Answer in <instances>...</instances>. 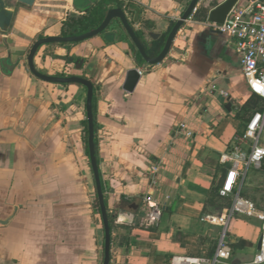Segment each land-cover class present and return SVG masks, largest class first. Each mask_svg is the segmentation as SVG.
Here are the masks:
<instances>
[{"label":"crops","instance_id":"obj_1","mask_svg":"<svg viewBox=\"0 0 264 264\" xmlns=\"http://www.w3.org/2000/svg\"><path fill=\"white\" fill-rule=\"evenodd\" d=\"M94 1L35 0L31 7L7 1L14 17L7 32L0 31V264H102L104 232L82 138L86 89L43 82L26 63L38 39L61 37L65 20ZM128 1L140 13L129 14L134 29L151 48L191 0ZM223 1L199 0L155 66L138 63L128 43L108 36L36 52L38 72L77 76L65 58H78L98 85L96 159L107 213L117 227L110 264H174L214 254L221 229L202 218L224 215L231 204L232 197L218 195L231 166L221 156L253 115L242 110L251 95L233 39L207 26L208 13ZM132 70L139 79L126 92ZM181 123L185 129L178 132ZM152 166H158L155 175ZM236 189L263 209L264 167L250 169ZM144 196L161 207L157 225L145 222ZM254 222L241 216L230 222L231 264H252L255 255L245 262L243 253L257 250ZM240 242L244 246L234 248Z\"/></svg>","mask_w":264,"mask_h":264},{"label":"built area","instance_id":"obj_2","mask_svg":"<svg viewBox=\"0 0 264 264\" xmlns=\"http://www.w3.org/2000/svg\"><path fill=\"white\" fill-rule=\"evenodd\" d=\"M128 2V0H122ZM197 11L193 10L192 15ZM191 15V16H192ZM191 17L189 18V20ZM207 26L214 32L233 39L235 54L239 58L242 76L251 96L264 103V1L254 0L247 6L236 4L227 14L222 24L209 23ZM178 132L185 129L184 123ZM264 104L261 111L255 112L247 123L244 132L234 138L232 149L221 156V162L230 163L225 178L218 191L221 198L232 197L231 204L224 215L205 216L202 221L209 225L218 226L221 233L216 249L211 258L174 259V264H231L232 250L228 244L227 232L230 222L235 216L253 219L260 223V249L257 250L252 264H264V208L256 205L239 195L236 189L250 170H260L264 163ZM190 137V133H185ZM158 166H152L150 173L155 175ZM143 205L146 207L145 222L157 225L161 218L160 205L150 196H144Z\"/></svg>","mask_w":264,"mask_h":264},{"label":"water","instance_id":"obj_3","mask_svg":"<svg viewBox=\"0 0 264 264\" xmlns=\"http://www.w3.org/2000/svg\"><path fill=\"white\" fill-rule=\"evenodd\" d=\"M7 1H14L18 4H21L26 7H31L35 0H0V31L5 33L10 28L13 17L14 11L6 8ZM240 0H224L222 3L217 5L214 9H212L207 16V21L209 23L215 24H222L230 12V10L239 2ZM199 0H191L184 11L181 18L174 24L171 31L169 32L164 46L161 52L154 58L149 57L146 54L144 46L142 45L141 41L136 36L135 31L129 25L125 14L122 10L118 8L109 9L106 13V16L99 27L96 29L84 33L79 36H71V37H47L38 39L28 51V55L26 57V63L28 71L33 75L35 78L50 84L56 85H81L86 89V105H85V112H86V121H87V148H88V158L91 167V171L93 174L94 184H95V191H96V198L97 203L99 206V212L102 221V227L104 232V243H103V259L102 264H110V249H111V233L108 221V213L105 204V197L102 190V183L101 177L99 172V167L96 159L95 154V144H94V121H93V85L88 79H84L78 76H48L38 72L34 67V57L38 49L43 45L48 44H77L87 40H90L94 37L99 36L103 33L108 26L110 25L111 21L118 20L123 30L126 32L129 40L135 47L136 51L139 53L140 57L149 66H155L162 63L167 55L169 54L173 41L184 25L186 21L191 17L193 10L197 7ZM139 79V73L136 70L129 71L126 76V81L124 83V91L132 92L134 89L137 81ZM261 241L259 240L257 243V250L260 249Z\"/></svg>","mask_w":264,"mask_h":264},{"label":"trees","instance_id":"obj_4","mask_svg":"<svg viewBox=\"0 0 264 264\" xmlns=\"http://www.w3.org/2000/svg\"><path fill=\"white\" fill-rule=\"evenodd\" d=\"M113 8H118V9L123 11L129 25L133 28V30L136 33V36L141 41L140 33L134 29L133 22H132L131 18L129 17V14L139 15L140 13L136 9V7H134V5L132 3H130L129 1L124 2L122 0H95L90 6L85 8L82 15H79V16L71 15L65 20V22L63 23V27H62L61 36L62 37L79 36V35H82L84 33H87L89 31L96 29L103 22L107 11L109 9H113ZM172 27L170 28V31H171ZM168 34L164 35L160 39L153 41L151 48H147L141 42L142 45L144 46L146 54L149 57L154 58L161 52ZM99 36L112 37L113 38L112 42H114V43L115 42H126V43H128L130 45V48H131V51L133 53L135 60L140 64L144 63V61L140 57L139 53L136 51V49L133 46V44L131 43V41L129 40V37L127 36L126 32L123 30L122 25L118 20L111 21L108 28L103 33H101ZM65 61L67 64H71L75 67L76 72H78V74H77L78 77L88 79L93 85L94 144H95V154H96V158H97L98 124L96 121V99H97L98 85H96L92 79L87 78L85 76V74L82 72V65L79 66L81 63V59L73 58V57H66ZM59 76H63V74L59 75ZM263 104L264 103L262 100H259L255 97L251 96V98L247 101L246 105L244 106V108L242 110L245 113L250 112L252 115L255 112L261 111L263 108ZM82 136H83L82 137L83 142H84L85 147H86V153L88 155V148H87L88 131H87V121L86 120H84L82 122ZM263 167H264V163H263ZM218 189H217V191H218ZM102 190L104 193L103 186H102ZM105 204H106V201H105ZM94 207H95L96 211L99 212V206L97 203V198H95V200H94ZM108 221H109V227H110V233H111V242H112V234L116 230L117 227L114 225L113 218L109 213H108ZM228 244L230 245V243H228ZM242 246H244V244L242 242H240L237 245H235L234 248H240ZM231 250H232V248H231ZM232 252H233V250H232Z\"/></svg>","mask_w":264,"mask_h":264},{"label":"rangeland","instance_id":"obj_5","mask_svg":"<svg viewBox=\"0 0 264 264\" xmlns=\"http://www.w3.org/2000/svg\"><path fill=\"white\" fill-rule=\"evenodd\" d=\"M264 137V136H263ZM226 204V203H225ZM224 204V205H225ZM243 219L245 218V217H242ZM251 221H255V220H251ZM254 223H256L257 225H258V227H260V223H258L257 221H255ZM228 240V239H227ZM257 253V250H254V249H248V250H246L245 251V253H243V257H244V261L245 262H250L251 260H252V258H253V256L255 255Z\"/></svg>","mask_w":264,"mask_h":264}]
</instances>
